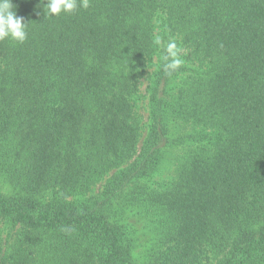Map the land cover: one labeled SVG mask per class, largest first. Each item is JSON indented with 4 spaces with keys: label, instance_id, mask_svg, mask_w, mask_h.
Masks as SVG:
<instances>
[{
    "label": "trees",
    "instance_id": "trees-1",
    "mask_svg": "<svg viewBox=\"0 0 264 264\" xmlns=\"http://www.w3.org/2000/svg\"><path fill=\"white\" fill-rule=\"evenodd\" d=\"M13 4L28 38L0 41V264H264V0ZM176 147L175 179L148 184Z\"/></svg>",
    "mask_w": 264,
    "mask_h": 264
},
{
    "label": "clouds",
    "instance_id": "clouds-1",
    "mask_svg": "<svg viewBox=\"0 0 264 264\" xmlns=\"http://www.w3.org/2000/svg\"><path fill=\"white\" fill-rule=\"evenodd\" d=\"M91 0H41L44 7L46 17L52 15H60L61 13H72L78 8L87 9L90 7ZM28 23L23 17L17 15L13 0H0V41L12 39L18 43H23L28 38L27 31ZM157 45L162 44L161 37L157 36L154 40ZM163 71L172 76L177 73L184 65V60L181 58L183 49L178 45L176 39H169L163 44ZM70 231V229H63Z\"/></svg>",
    "mask_w": 264,
    "mask_h": 264
},
{
    "label": "rangeland",
    "instance_id": "rangeland-1",
    "mask_svg": "<svg viewBox=\"0 0 264 264\" xmlns=\"http://www.w3.org/2000/svg\"><path fill=\"white\" fill-rule=\"evenodd\" d=\"M147 85V80L145 78V76H143L141 78V92L144 95L146 93L145 88ZM148 100L146 99V97H143L139 103V112L141 114H143V118L142 119L144 121V125L146 126V119H147V115H148ZM143 128L145 130L142 139L144 138V136L147 133L146 127L143 126ZM142 141V140H141ZM183 147H176L174 148L171 152H169V154L167 155L166 159L163 161V163L161 164L160 168L158 169V171L155 173V175H153L151 177V179L147 180V183L150 184L153 187H157L160 184H166L171 182L173 179H175L176 177V172H175V168H176V163L178 162V159L183 155ZM114 172V169L109 173L112 174ZM107 178V177H106ZM106 178L100 180L96 185L93 186L91 193L92 195H98L102 189L103 186L105 184ZM0 188L2 189L3 192H8L9 190L8 188V183H5L3 181V179L0 178ZM155 238V232L153 230V228L146 226L145 228H143V226L141 227V239L138 242V247L136 249V257L138 258V260L141 262L145 259L144 254L147 251L148 248L151 247L153 241ZM143 259V260H142Z\"/></svg>",
    "mask_w": 264,
    "mask_h": 264
}]
</instances>
